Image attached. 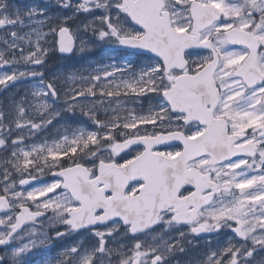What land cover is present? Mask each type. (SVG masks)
<instances>
[{"label":"snow or ice","instance_id":"obj_1","mask_svg":"<svg viewBox=\"0 0 264 264\" xmlns=\"http://www.w3.org/2000/svg\"><path fill=\"white\" fill-rule=\"evenodd\" d=\"M56 4L62 17L0 0V29L9 37L0 67L10 69L0 72V86L39 81L0 104V152L8 155L0 159V264H28L33 249L80 230L95 242L66 248L52 264H171L168 257L184 249L170 230L183 238V226L239 238L206 264H264V0ZM81 14L85 20L70 27ZM97 43L133 49L149 63L46 82L49 50L83 53ZM129 93L116 108L104 103ZM80 117L92 130L65 126L50 143L23 146ZM128 149L131 158H115ZM13 172L18 180L9 179ZM42 175L51 181L20 187Z\"/></svg>","mask_w":264,"mask_h":264},{"label":"flooded vegetation","instance_id":"obj_2","mask_svg":"<svg viewBox=\"0 0 264 264\" xmlns=\"http://www.w3.org/2000/svg\"><path fill=\"white\" fill-rule=\"evenodd\" d=\"M13 2L18 5L22 10L28 6L35 4L38 7H43L47 9V15L55 18V17H62L65 15L64 11H61L56 4V0H13ZM96 14H100V10H95ZM69 15L71 14L70 12L68 13ZM87 21H94V16L88 15L86 17ZM75 23H72L71 21L69 22V26L72 27L73 29L76 28L77 25H80L82 21L85 20V16L81 14L78 18H74ZM98 23V22H96ZM23 31H27V29H24ZM44 31H47V28L44 29ZM90 33L88 35L84 36L85 40H89ZM9 39L7 34L4 32L3 29H0V49H3L5 47L3 40ZM33 41H35L36 37H32ZM50 40V38H48ZM42 47H48L49 45H45L43 41H41ZM25 47V50L27 51V45H23ZM235 50H238L241 46L235 45V46H230ZM125 62L128 64L132 65L134 68H139L143 67L146 64L149 63L148 60L145 58L139 56V54L133 50V49H126L122 47H116L111 44H101L97 43L94 45H90L89 49L84 51L83 53L80 52H75L73 54H60L58 51L53 52L52 50H49L47 57L45 58V66L42 69L45 74V79L46 82L50 79H52L53 76H58V77H63L67 73L71 72H78V73H83L85 75L88 74L89 71L92 69L96 68L97 66H105L109 64H115V65H120L122 66ZM5 67L9 68L8 66L5 65ZM20 70H24V67L21 66ZM119 75V74H117ZM29 81H38L36 79H30L26 82ZM13 91L17 90V86L12 88ZM27 91L23 89L22 95L24 92ZM12 93H10L11 95ZM10 95L4 94L0 92V102H4L7 104L12 98H17L19 99L20 95H16L14 97H11ZM21 95V96H22ZM144 105L143 111L146 112L147 107H148V100L147 98H143L141 101ZM106 106H109L112 108L111 105H113V108H116V103H117V97H107L105 98L104 101ZM90 123V122H89ZM91 124V123H90ZM90 126V125H89ZM143 127H147L151 129V125H143ZM251 131V129H249ZM44 133L41 137H29V139H26L23 143L24 147H27L31 144H39L44 140L49 141V130L42 132ZM47 136V137H44ZM15 139V136L12 137ZM174 144H178L176 142H170ZM140 150V149H137ZM127 155L125 153H120V156L115 157L117 160H119L121 157H124L125 159L131 158V156L134 154L132 152V149L126 150ZM8 155L7 153L0 152V159H7ZM62 159H67V157H63ZM86 159L90 160L92 159L91 157H86ZM2 167V165H0ZM31 168V166H30ZM19 179V173L13 172L12 175L9 177V179ZM25 178H28L27 173L25 174ZM3 177L0 176V180H2ZM52 177L50 175H42L39 176L38 179L36 180H30L29 185H24L20 186L21 188H29L30 185H35L39 186L42 181H51ZM0 187H3V184H0ZM43 199V198H41ZM2 215V213H0ZM48 216H51L52 213L49 211L47 213ZM31 223V222H29ZM39 220L36 222V228L39 229ZM23 227H28V225H25ZM63 230V228H61ZM103 230V229H101ZM52 231V230H50ZM228 233L233 236L232 232L228 229ZM176 233L172 234V236H175L177 239L181 240L183 248H191V251L195 254L200 261L207 262L208 258H203L200 255L202 254L204 256V251L205 248L208 250H213L216 248V242L213 243V238L215 236L210 235V236H203V237H198L194 235L193 233L190 237V241H187L186 237L180 238L179 236L175 235ZM151 235H159V230L156 232L151 233ZM218 236V235H217ZM169 240L171 237L168 238ZM234 241L237 242V238L233 239ZM27 242V238H25V241ZM83 242L86 246H90L93 244L95 241L90 238V233L87 230H80L79 233H72L71 235H67L64 238L60 240L53 241L51 243L50 247H37L32 250L31 254L28 257V264H52V261L54 258H56L61 252H63L66 248ZM127 250V249H125ZM218 251L219 249L216 248ZM183 253V251H180ZM174 260L177 261V257L174 256ZM199 261V260H198ZM192 259L188 261V263H191Z\"/></svg>","mask_w":264,"mask_h":264},{"label":"rangeland","instance_id":"obj_3","mask_svg":"<svg viewBox=\"0 0 264 264\" xmlns=\"http://www.w3.org/2000/svg\"><path fill=\"white\" fill-rule=\"evenodd\" d=\"M10 69L5 67V66H2L0 67V72H4V71H9ZM39 85V81H29V82H23V83H18L16 86H17V90L16 91H13V89H10V90H5L3 88V86H0V92L4 93V94H7V95H10V93H12L10 96L11 97H14L16 95H22V92L23 89L25 90H29V89H34L36 87H38ZM133 94L129 93L128 97H125L123 95L117 97V103H116V106L117 105H123L125 100H131ZM0 104H5L4 102H0ZM112 108H113V105H111ZM128 107H137V111L140 112L141 109L136 106V105H133V104H128L127 105ZM103 111V110H102ZM121 115H123V113H121ZM86 119V118H85ZM90 121L88 122H85L83 119H78V120H75V121H68V123L65 125L63 122L61 124H58L56 125L55 128H50L49 129V143L51 142V140L55 139L56 136H57V132H56V129H62L64 128L65 126L69 127V128H72V129H75L77 127H82L86 130H92V127H90L89 125H91L89 123ZM141 128H143V125H140ZM44 133L42 132H39L37 133V137H41ZM36 136H33V137H36ZM44 137H47L44 135ZM79 151V149H78ZM51 195V194H49ZM211 223V221H209ZM181 231L185 232V237L187 238V241H190V237H187V236H191V232L189 231V228L188 226H183L181 229ZM172 231V233H176L175 235L179 236V232L177 231H174V230H170ZM165 239H168V237H165ZM234 237H232L229 233H228V229H223V232H222V236L220 237H214L212 240H213V243L216 242V248L218 249H222L224 246H226V244L231 240L233 243H235L236 241L233 240ZM216 248H214L213 250H208L205 248V251L203 252L204 253V256L201 254L200 256L203 257V258H208L212 252H216ZM183 253L180 252V251H176L174 252L171 256L168 257V259L170 260L171 264H205V262L203 261H198V258L194 255H198V254H191V248H183ZM174 256L177 257V261L174 260ZM192 259V262L191 263H188L186 261H188L189 259ZM257 259L259 260L260 257L258 256Z\"/></svg>","mask_w":264,"mask_h":264},{"label":"water","instance_id":"obj_4","mask_svg":"<svg viewBox=\"0 0 264 264\" xmlns=\"http://www.w3.org/2000/svg\"><path fill=\"white\" fill-rule=\"evenodd\" d=\"M217 231H212V232H202V233H199V234H196L198 236H204V235H208V234H213V233H216Z\"/></svg>","mask_w":264,"mask_h":264}]
</instances>
